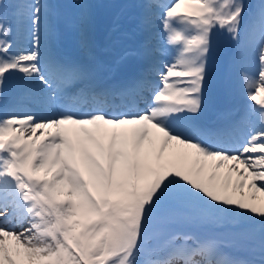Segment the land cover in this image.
<instances>
[{
  "label": "snow or ice",
  "instance_id": "1",
  "mask_svg": "<svg viewBox=\"0 0 264 264\" xmlns=\"http://www.w3.org/2000/svg\"><path fill=\"white\" fill-rule=\"evenodd\" d=\"M136 6L172 54L126 52L116 88L87 0L63 20L87 62L56 55L52 0H0V264H264V0ZM215 31L249 103L208 124Z\"/></svg>",
  "mask_w": 264,
  "mask_h": 264
},
{
  "label": "bare ground",
  "instance_id": "2",
  "mask_svg": "<svg viewBox=\"0 0 264 264\" xmlns=\"http://www.w3.org/2000/svg\"><path fill=\"white\" fill-rule=\"evenodd\" d=\"M92 1L94 2L95 0H87L88 3L92 2ZM133 1L134 0H115L112 4V7H113L112 10H110V12L107 11L105 13V18H107L109 20H108V24L106 23V24H103L101 26V29H103V27H106L107 30L106 29H103V30L110 32V33H109L108 40H106V42L104 44V46L106 45V48L103 50L106 53L105 55L111 61H109L107 59V57H105V58L103 57L102 60L95 58L94 59L95 61L93 60L94 62L93 61L92 62L96 66H99V68L103 67V65L108 66V64L110 65V67H112L111 62H113V61H119L120 63H123V65L125 67L122 68L121 71H125L130 66H132V68H134L135 66L139 65V63L136 60L131 58L132 55H129V56H127V58L121 60V57L124 56V54L126 52L130 53V52H128L130 50V47H126V45L127 44L133 45V43L127 42L125 39H123L124 37H121L118 34V32L121 29H124V26H126L128 23L126 18H123L121 16L123 13V10L126 9L125 5H126V3H130ZM78 2H79V0H52V3H54L56 5V11L58 13V23H59V34L53 43L57 47H54L53 49L63 48L64 45L66 44L64 42V40L72 38L73 40H71V41L74 42L73 48H75V50L73 52H67L66 57L87 62L83 58V56L81 55V53H82L81 49L77 46L76 38L78 36V33L73 29H68V28L64 27V25H63V20L65 17L72 16L76 13V11H77L76 5L78 4ZM133 6H134V4H133ZM141 11L142 10H140V14H141ZM136 17H138V16H136ZM121 18H123V19H121ZM126 28H128V27H126ZM140 29H144V28H140ZM128 31H130V28H128ZM219 32L220 31H215V33H219ZM13 39L15 41L18 39L26 40V37L22 32H17L14 34ZM213 42L216 46L226 45V44L231 42L230 44L232 45L231 46L232 52L235 48V43L230 39V37L225 36L223 38L222 34H221V36H217L215 39H213ZM162 43H164V42H162ZM164 48H166V47H164ZM97 49H96V51H97ZM167 50H169V54L167 57V58H169V56L172 54V49L167 48ZM218 52L219 51L214 48L212 61H214V63H217V61H219V63H221V64H222V62L228 63V60H226V58H224L225 55H223V54H222V56L218 55L217 57H215V54H217ZM215 60H216V62H215ZM106 61H108V63ZM212 66H213V64H212ZM229 67H231V69L229 72H227L228 74H226V75H227V78H229V82H230L229 83V90H232L231 93L228 94L226 91L222 92V90H221V92L218 94V90L216 88H218V86H220V88L223 89V83H219L222 81L221 80L218 81L217 78H213L212 77L213 75L211 76L212 79L210 81V84L207 86V95L209 96V105H208V108L206 109L204 116H203V120L205 123H209L212 114H214L215 112L220 113L224 110L233 109L235 107H237L240 110H243L244 107L249 103L247 98H245V99L242 98L243 95H245V93H244L243 88H242L241 83H240L238 70L236 67H233L231 65V60L229 61ZM214 70H216V69H214V67H212V71H214ZM98 76H100L99 73H98ZM7 84L15 87L16 81L14 79H9ZM216 84H217V87H216ZM7 88L9 91L13 90L12 88H9V87H7ZM227 88H228V86H227ZM215 92L217 94L216 96H214ZM225 96H226V98L229 99V101H227L228 102L227 104L222 102L224 100ZM213 121L214 120H211L210 123H212Z\"/></svg>",
  "mask_w": 264,
  "mask_h": 264
},
{
  "label": "rangeland",
  "instance_id": "3",
  "mask_svg": "<svg viewBox=\"0 0 264 264\" xmlns=\"http://www.w3.org/2000/svg\"><path fill=\"white\" fill-rule=\"evenodd\" d=\"M115 0H95L94 2H90V4L92 5L91 7V21H90V26H89V38L91 40V43H92V47L94 48V46L97 44V47L99 46V48L103 51V49L106 48V45L104 46L106 40H108L109 38V33L110 32H107V35L106 37L104 38V42L103 44H99L97 43L96 40H94V37H93V15H94V11L96 8H100L102 9V17L105 18V13L107 11L110 12V10H112V4ZM140 0H136L135 2L138 3L137 5H139ZM254 2V0H253ZM134 3L130 2V3H126V9L123 10V13H122V17L123 18H126V20L128 21L127 25L124 26V29H121L118 34L121 36V37H124L123 39H125L127 42H131V43H135V34L137 33L138 31V28H135L133 27L134 24L136 23V17L135 15L133 14V10H134V6H133ZM121 18V19H123ZM106 19V22L108 24V20L107 18ZM130 28V31H128V28ZM103 29H106V27H103ZM151 29H152V35H150L149 38V44L150 45H154L156 47V50L157 51H163L165 53V55H163L161 57V59H168V54H169V50H167V48H164V43L163 40L160 38L159 34H158V31H157V28L155 25L151 26ZM107 30V29H106ZM222 34V37L224 38L225 36H228V34L226 32H222L220 31L219 33H213V39H215L217 36H221ZM76 41H77V46L80 48L79 46V35L77 36L76 38ZM151 41V42H150ZM231 43V42H230ZM228 43L226 45H222V46H216L214 44V48L217 49L219 52L217 54H215V57H217L218 55H225L224 58H226V60H228V63H219V61H217V63H214V61H212V64L214 67V71H212V77L213 78H217L218 81L221 80L222 82H219V83H223L225 85V90L228 94L232 92V90H229V78H227V75L228 74L227 72L230 71L231 67H229V61L231 60V54H232V48H231V44ZM95 44V45H94ZM16 46L19 47V48H23V47H27V40H16ZM126 47H130L132 48V45H126ZM81 49V48H80ZM92 49V48H91ZM83 55L86 56L85 52L83 50H81ZM128 52L130 53H135V49H131V51L129 50ZM92 56L95 57L94 55V52L92 51ZM134 56V55H133ZM220 58V57H219ZM216 62V60H215ZM220 68V69H219ZM211 77V79H212ZM232 78V77H231ZM208 86V85H207ZM228 86V88H227ZM216 87H217V84H216ZM218 90V94L221 92V89H220V86H218V88H216ZM216 92L214 94V96H216ZM244 97H246L245 95H243Z\"/></svg>",
  "mask_w": 264,
  "mask_h": 264
},
{
  "label": "water",
  "instance_id": "4",
  "mask_svg": "<svg viewBox=\"0 0 264 264\" xmlns=\"http://www.w3.org/2000/svg\"><path fill=\"white\" fill-rule=\"evenodd\" d=\"M94 18H95L94 29H96V35L98 36V40L102 41L105 31L104 30L101 31L100 26L102 24H106V21L104 18L101 17L100 9L96 10Z\"/></svg>",
  "mask_w": 264,
  "mask_h": 264
}]
</instances>
